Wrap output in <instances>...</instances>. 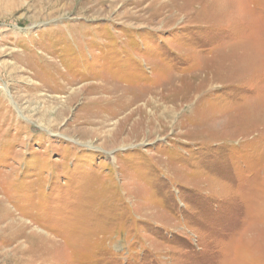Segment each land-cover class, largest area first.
I'll use <instances>...</instances> for the list:
<instances>
[{"label":"rangeland","instance_id":"obj_1","mask_svg":"<svg viewBox=\"0 0 264 264\" xmlns=\"http://www.w3.org/2000/svg\"><path fill=\"white\" fill-rule=\"evenodd\" d=\"M0 264H264V0H0Z\"/></svg>","mask_w":264,"mask_h":264}]
</instances>
